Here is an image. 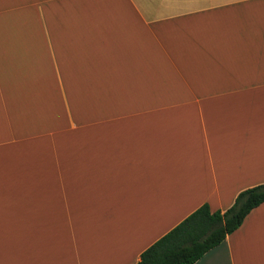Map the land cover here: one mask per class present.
I'll return each mask as SVG.
<instances>
[{
  "label": "crops",
  "instance_id": "obj_1",
  "mask_svg": "<svg viewBox=\"0 0 264 264\" xmlns=\"http://www.w3.org/2000/svg\"><path fill=\"white\" fill-rule=\"evenodd\" d=\"M264 183V0H0V264H134ZM192 264H264V202Z\"/></svg>",
  "mask_w": 264,
  "mask_h": 264
},
{
  "label": "trees",
  "instance_id": "obj_2",
  "mask_svg": "<svg viewBox=\"0 0 264 264\" xmlns=\"http://www.w3.org/2000/svg\"><path fill=\"white\" fill-rule=\"evenodd\" d=\"M264 202V183L240 190L223 211L200 204L140 252L134 264H192L234 229L251 208Z\"/></svg>",
  "mask_w": 264,
  "mask_h": 264
}]
</instances>
